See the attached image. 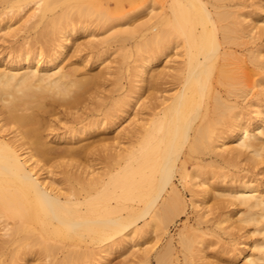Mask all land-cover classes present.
<instances>
[{
    "label": "bare ground",
    "instance_id": "obj_1",
    "mask_svg": "<svg viewBox=\"0 0 264 264\" xmlns=\"http://www.w3.org/2000/svg\"><path fill=\"white\" fill-rule=\"evenodd\" d=\"M147 233L134 264H264V0H0V264Z\"/></svg>",
    "mask_w": 264,
    "mask_h": 264
},
{
    "label": "rangeland",
    "instance_id": "obj_2",
    "mask_svg": "<svg viewBox=\"0 0 264 264\" xmlns=\"http://www.w3.org/2000/svg\"><path fill=\"white\" fill-rule=\"evenodd\" d=\"M135 23H137V21L134 22V24ZM123 27H127L126 24ZM88 35H89L88 33H85L84 35L78 36L77 41L78 42L87 41L89 39ZM101 36L102 35H98L97 38H101ZM134 51H135V49L132 46V47L126 48L124 51H118L116 53H109V52L103 53L99 58L100 61H102V64L100 66H98V65L94 66L95 70L101 69V67L104 64H108L109 66H111L113 68V67H117L119 65V63L117 64V62H116L117 60L119 62L121 61L120 65H119V69L114 70L115 74H112V76H108V78L112 82L108 83L106 86L107 88L117 90L116 93H118V94H122V93L126 92V89L128 87V84H127L128 81L127 80H128L129 72H130L132 66L135 64L134 59H135L136 55H135ZM123 53H124V58L121 60V56ZM91 58H92V56H88L89 61L92 62V60H94V59H91ZM169 60H170L169 57H165V58L162 57L159 60V62L157 64H155V67L153 69L161 70L160 68H163L164 65H166V66L171 65L172 63H169ZM165 61H167V63ZM166 71H170V69H166ZM254 78H256V76ZM257 90H258L257 87H253L251 93L248 96V99H251L252 95H254L257 92ZM161 94L166 95L169 93L165 91ZM161 94L158 93L159 96ZM128 110H130V109H128ZM131 118H132V115L130 116L129 119H131ZM117 123L118 124L115 127L118 126V128H117L118 130L123 128V127H126L128 125L127 115L124 118H121L120 121ZM109 134H111V131L109 132ZM259 167H261V166H259ZM256 170H257V168L254 169V171H256ZM184 195H185L184 196L185 200L188 203L189 195L186 192L184 193ZM187 216L190 218H193V219L195 217L193 211L190 208V205L187 206L185 213L182 214L178 218V221L174 225H171L168 229V235H172V237L175 241L177 240V233L181 230L182 225L185 222V217H187ZM190 223H192V222L190 221ZM140 225H141V223H138L136 227L139 228ZM208 226H210V225H208ZM168 235H164L163 241L167 238ZM135 236L136 235L134 234V237ZM152 236H153V234L147 233L146 236H144L141 241H139L140 239H134V242L129 243L124 248H119L120 246H116V245L114 246L113 245L111 247L112 253L103 261L104 263L103 262L97 263L98 262L97 261L94 264H134L135 258L133 257L134 255H132V252L136 251L138 246H135V247H132V246L135 243H137V240L139 242V246L142 245V243L145 241L146 242L148 241L149 244L147 243V245L150 246V244H152L150 242L152 239ZM253 237L256 238L257 236H253ZM222 238L225 239V241H228V239H229L228 236H226V235H223ZM109 240H107L106 242H104L102 244H86V246L88 248L92 249L94 251V253H96L95 255L100 256L101 254L98 251L99 248L104 244L110 243L112 241V238ZM235 240H237V237L234 238V241ZM238 247H242L241 244L238 245ZM95 255H94V257H95ZM97 256H96V258H97ZM241 262H242V260L240 259L239 263H241ZM148 264H150V263H148ZM151 264H154L153 260H151Z\"/></svg>",
    "mask_w": 264,
    "mask_h": 264
}]
</instances>
